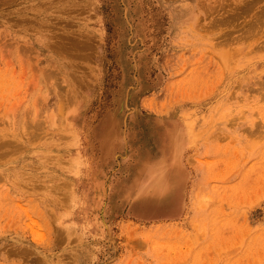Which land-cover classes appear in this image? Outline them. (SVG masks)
Instances as JSON below:
<instances>
[{
    "label": "rangeland",
    "instance_id": "obj_1",
    "mask_svg": "<svg viewBox=\"0 0 264 264\" xmlns=\"http://www.w3.org/2000/svg\"><path fill=\"white\" fill-rule=\"evenodd\" d=\"M0 188V264H264V0H0Z\"/></svg>",
    "mask_w": 264,
    "mask_h": 264
},
{
    "label": "bare ground",
    "instance_id": "obj_2",
    "mask_svg": "<svg viewBox=\"0 0 264 264\" xmlns=\"http://www.w3.org/2000/svg\"><path fill=\"white\" fill-rule=\"evenodd\" d=\"M227 1V0H226ZM25 11V10H24ZM28 12V11H27ZM31 13V12H30ZM28 15V14H27ZM35 17V16H34ZM37 19V18H36ZM16 20V19H15ZM247 30V29H246ZM12 68V67H11ZM9 71V70H8ZM11 86V85H10ZM4 88V87H3ZM32 107V106H31ZM3 115V114H2ZM14 143V142H12ZM2 151V150H1ZM1 189V188H0ZM11 197V196H10ZM29 202V201H28ZM27 214V213H26ZM30 217V216H29Z\"/></svg>",
    "mask_w": 264,
    "mask_h": 264
}]
</instances>
